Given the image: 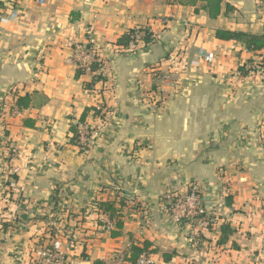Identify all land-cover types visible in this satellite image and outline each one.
<instances>
[{
	"label": "crops",
	"instance_id": "1",
	"mask_svg": "<svg viewBox=\"0 0 264 264\" xmlns=\"http://www.w3.org/2000/svg\"><path fill=\"white\" fill-rule=\"evenodd\" d=\"M137 28L153 42L116 44ZM216 29L264 35V0H223L215 18L171 0H0V264H30L47 217L73 264H124L144 241L157 250L155 264H264V74L234 76L251 59L264 61V48L249 52ZM89 38L106 63L104 89L93 75L75 77L74 45ZM12 88L30 102L8 118ZM98 105L107 111L102 123L91 109L80 121ZM70 124L99 129L81 147ZM9 144L18 150L14 192L3 158ZM193 182L215 217L197 247L190 227L162 206L163 195ZM101 200L123 202L119 236L106 228ZM222 223L233 233L219 243Z\"/></svg>",
	"mask_w": 264,
	"mask_h": 264
},
{
	"label": "built area",
	"instance_id": "2",
	"mask_svg": "<svg viewBox=\"0 0 264 264\" xmlns=\"http://www.w3.org/2000/svg\"><path fill=\"white\" fill-rule=\"evenodd\" d=\"M44 0H38L39 3H43ZM145 33H151L146 28H137L136 32L132 35L129 42V48H137L142 45V35ZM181 53H175L174 58L183 63L184 56ZM74 55L76 66L82 69V73L89 76L94 75L91 70V63H98L97 73L105 76L106 63L102 57H100L93 47V40L89 38L87 43H76L74 45ZM195 56L199 58L207 59L205 53L202 51H196ZM264 61L259 58H253L243 66L245 74L239 69L235 72L234 76L237 80H242L250 77H262L264 74ZM101 87L107 85L106 81H101ZM97 90V88H94ZM99 92V91H98ZM14 97L11 95L9 101H6L3 106V112L8 118L16 117L20 115L21 109L15 104ZM96 109L100 111V115L96 118L99 123H102L104 118L107 116V111L102 105L96 106ZM98 126H90L87 124L78 125V145L85 147L90 145L98 132ZM262 137L264 140V124L262 130ZM18 156V150L15 145L9 144L4 153V164L6 172L7 188L11 191H16V178L15 176L19 173V168L14 165V160ZM162 206L165 211L171 216V218L183 226L190 227L189 239L194 247L198 246V237L202 234V231L207 230L213 223L215 217L211 215L206 209L204 198L201 193V189L196 183H190L186 190H180L178 192H169L163 195ZM114 227L112 221L106 223V228L111 230ZM63 238V237H62ZM61 236H56L51 240H47L41 244L35 246L31 251L30 264H73L68 261L62 252V241ZM124 264H130L125 261ZM135 264H155V260L151 253H144L139 256Z\"/></svg>",
	"mask_w": 264,
	"mask_h": 264
},
{
	"label": "trees",
	"instance_id": "3",
	"mask_svg": "<svg viewBox=\"0 0 264 264\" xmlns=\"http://www.w3.org/2000/svg\"><path fill=\"white\" fill-rule=\"evenodd\" d=\"M170 1V0H166ZM172 2H176L181 5H190L194 6L195 11H198L199 9L205 10L210 18L217 17L221 12V5L223 0H171ZM225 12L232 9L230 5H226ZM139 29V28H138ZM137 29H128L125 31L117 40L116 44L119 45L123 49L129 48V42L131 40L132 35L136 32ZM215 37L221 40H235L240 41L244 48L249 52H258L264 48V35L263 34H257V33H250V32H243V31H237V30H228V29H216L215 31ZM142 39V45H149L153 42L154 37L152 36V33H145L141 37ZM264 65V63H263ZM91 70L94 72L93 75V82L97 80H102L103 82L106 81V76L101 75L100 73H97L98 70V63L92 62L91 63ZM239 70L245 74V70L243 66L239 67ZM82 73V69L80 67L76 68L75 71V77H79ZM89 87V83H87ZM10 92L13 94L15 104L20 109L27 108L30 102V97L28 94L25 95H18L16 94L15 88H12ZM93 110V115H100V111L96 109V107L91 106L84 109L83 113L80 116V121L84 122L86 111ZM23 123L27 126H32L33 123L31 121H28V119H25ZM70 131L72 132L71 136V142L76 144L78 143V126L77 124H70L69 127ZM6 133V131H5ZM179 190H175L172 192H178ZM97 207L99 210H101L103 213L108 214L109 219L113 221L114 227L110 230V235L112 237H116L120 235V230L122 228V213L120 209L118 208V204L121 206L123 205V202L121 200H101L97 201ZM226 203L230 205V199L228 196H226ZM9 226H11L10 223H4L3 228L5 230L9 229ZM181 226H183V223H181ZM220 237L218 238V242H224L230 234L233 233V229L230 228V226L227 223H222L220 225ZM57 236V235H55ZM52 237V235L49 233L48 238ZM201 238H203V235L200 234L198 237V244L201 243ZM151 244L148 241H144L141 246L139 245H131L129 249V254L127 256H124V260L129 262L130 264H135L137 259L141 254L144 253H154L157 250L155 248L150 247ZM171 258V254L169 253H163L162 259L164 262H168ZM99 264V262L97 263Z\"/></svg>",
	"mask_w": 264,
	"mask_h": 264
},
{
	"label": "rangeland",
	"instance_id": "4",
	"mask_svg": "<svg viewBox=\"0 0 264 264\" xmlns=\"http://www.w3.org/2000/svg\"><path fill=\"white\" fill-rule=\"evenodd\" d=\"M165 80V79H164ZM153 91H155V93L156 94H158V93H161V91H160V89H158L157 90V88H153L152 89ZM153 96H154V94H153ZM161 102H162V98H161V94H159V97H158V99L156 100L155 99V101H154V106L155 105H158V106H160L161 105ZM160 104V105H159ZM190 184V183H189ZM189 184H187L186 185V187L183 189V191L184 190H186L187 188H188V186H189ZM54 217H47V219H46V221L44 222V224L42 225V226H45L44 227V229L43 230H41L40 231V234L39 235H41L42 237H40V238H36L35 239V242L33 243V245H32V248H34L35 246H37L38 244H41V243H43V242H46L47 240H51V239H53V238H55L56 236V234H58L59 236H61V232L58 230V229H60L59 227H57L56 225H55V219H53ZM53 221V222H52ZM59 221V220H58ZM48 223V224H47ZM47 225V226H46ZM51 234L52 235V237H50V238H48V234ZM35 237H38V236H36V235H34V238ZM41 239V240H40Z\"/></svg>",
	"mask_w": 264,
	"mask_h": 264
}]
</instances>
